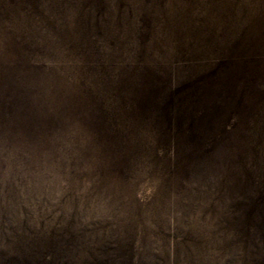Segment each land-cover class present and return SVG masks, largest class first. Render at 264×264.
<instances>
[{"label":"rangeland","instance_id":"obj_1","mask_svg":"<svg viewBox=\"0 0 264 264\" xmlns=\"http://www.w3.org/2000/svg\"><path fill=\"white\" fill-rule=\"evenodd\" d=\"M0 264H264V0H0Z\"/></svg>","mask_w":264,"mask_h":264}]
</instances>
